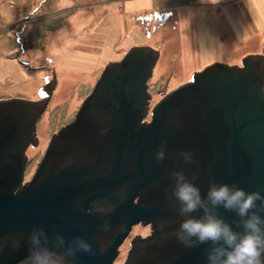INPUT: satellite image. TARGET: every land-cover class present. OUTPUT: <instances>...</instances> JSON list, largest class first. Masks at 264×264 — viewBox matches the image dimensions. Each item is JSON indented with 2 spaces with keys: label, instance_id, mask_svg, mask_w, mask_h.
I'll list each match as a JSON object with an SVG mask.
<instances>
[{
  "label": "water",
  "instance_id": "obj_1",
  "mask_svg": "<svg viewBox=\"0 0 264 264\" xmlns=\"http://www.w3.org/2000/svg\"><path fill=\"white\" fill-rule=\"evenodd\" d=\"M158 55L133 47L109 62L24 184L25 152L38 142L36 124L55 78L38 100L0 99V264H21L32 231L40 228L53 251H64L54 246L57 234L92 246L91 253L69 257V264H111L140 222H151L154 230L130 241L124 264H208L211 242L188 248L175 235L186 217L172 196V173L183 172L204 197L213 181L264 195V56L194 73L152 107L146 123L147 82ZM218 214L242 231L235 212L220 207Z\"/></svg>",
  "mask_w": 264,
  "mask_h": 264
},
{
  "label": "rangeland",
  "instance_id": "obj_2",
  "mask_svg": "<svg viewBox=\"0 0 264 264\" xmlns=\"http://www.w3.org/2000/svg\"><path fill=\"white\" fill-rule=\"evenodd\" d=\"M175 1L164 9V0H0V99L35 101L55 78L38 142L25 152V181L103 69L131 48L159 53L147 82L149 110L205 67L264 56V0ZM145 230L135 226L131 237ZM129 247L125 241L115 264Z\"/></svg>",
  "mask_w": 264,
  "mask_h": 264
},
{
  "label": "clouds",
  "instance_id": "obj_3",
  "mask_svg": "<svg viewBox=\"0 0 264 264\" xmlns=\"http://www.w3.org/2000/svg\"><path fill=\"white\" fill-rule=\"evenodd\" d=\"M180 155L186 162H191L188 154ZM163 158L164 152L160 151L157 159L162 161ZM172 179L175 181L172 196L179 205V214L186 217L175 233L181 244L192 248L211 242L208 264H264V216L259 214L264 212V195L246 192L236 185L213 181L204 197L200 188L186 179L183 172L172 173ZM220 207L235 212L240 217L237 225L242 231H235L218 214ZM257 208V211H253ZM111 210L98 208L100 212ZM198 210L203 211L202 216L197 218L191 215ZM29 240L30 254L21 264H69V257L74 260L79 252L93 251L86 240L76 237L66 242L59 234L54 237V246L57 249L63 248L64 251H53L43 228L34 229Z\"/></svg>",
  "mask_w": 264,
  "mask_h": 264
},
{
  "label": "flooded vegetation",
  "instance_id": "obj_4",
  "mask_svg": "<svg viewBox=\"0 0 264 264\" xmlns=\"http://www.w3.org/2000/svg\"><path fill=\"white\" fill-rule=\"evenodd\" d=\"M12 98V97H11ZM41 97H39L38 99H40ZM37 99V100H38ZM151 109L152 108H150V110L148 109V113H147V115L148 116H146L144 119H143V121L144 122H146V123H149L150 121H151V115H150V111H151ZM148 117V118H147ZM32 146V145H31ZM45 152V151H44ZM44 155V154H43ZM40 162V161H39ZM39 162H38V164H39ZM38 164H37V166H38ZM25 165H26V163H25ZM37 166H36V168H37ZM36 170V169H35ZM33 175V174H32ZM31 178H32V176H31ZM25 182H28V181H25L24 179H23V182H22V184H24ZM135 226H137V227H140V226H143V227H146V230H145V232L146 233H142V234H139V233H137V234H134L132 237H131V234H132V231H133V229L135 228ZM152 227V225H151V222H147V223H145V224H141V222L140 223H136V224H134V225H132L131 226V228L129 229V231H128V233H127V235H126V237H125V239L121 242V244L119 245V247H118V253H117V256L114 258V260H113V262L111 263V264H115L116 263V260L118 259V257H119V254H120V249H121V246L124 244V242L125 241H128V245L130 246L129 247V249L127 250V254H126V256H125V259H124V261H123V263L122 264H124V262H125V260H126V258H127V255H128V251L131 249V246H132V244H130V241L135 237V236H140V238H146L147 236L148 237H150L151 236V232L154 230V228H151ZM131 237V238H130Z\"/></svg>",
  "mask_w": 264,
  "mask_h": 264
},
{
  "label": "crops",
  "instance_id": "obj_5",
  "mask_svg": "<svg viewBox=\"0 0 264 264\" xmlns=\"http://www.w3.org/2000/svg\"><path fill=\"white\" fill-rule=\"evenodd\" d=\"M156 0H154V2H155ZM162 1V0H161ZM166 1H168V2H166ZM173 2V3H175L176 1L175 0H164V2H166L167 3V5L166 6H164V9H165V7H167L169 4H171L170 2Z\"/></svg>",
  "mask_w": 264,
  "mask_h": 264
}]
</instances>
